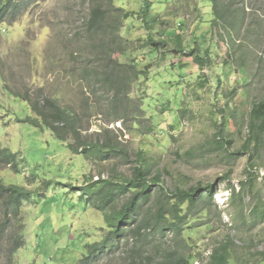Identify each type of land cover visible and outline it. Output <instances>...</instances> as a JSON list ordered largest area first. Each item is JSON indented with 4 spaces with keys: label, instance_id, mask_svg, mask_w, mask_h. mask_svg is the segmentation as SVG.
I'll return each instance as SVG.
<instances>
[{
    "label": "rangeland",
    "instance_id": "1",
    "mask_svg": "<svg viewBox=\"0 0 264 264\" xmlns=\"http://www.w3.org/2000/svg\"><path fill=\"white\" fill-rule=\"evenodd\" d=\"M12 2L0 18V142L18 154L19 167L0 161V182L36 194L17 218L6 215L0 195V264H77L107 233L88 184L98 192L103 181L124 183L142 162L148 180L160 175V182L95 264L156 263L178 248L191 264H208L225 245L228 264H264V134L257 142L252 133V110L264 100V0H219L242 23L232 34L222 23L214 27L213 0H114L123 12L98 29L92 10L111 8L109 0ZM114 16L113 42L104 30ZM107 45L121 49L116 64ZM112 69L129 80L117 98L105 79ZM49 98L76 114L81 142L109 141L115 150L87 160L69 148L70 133L61 141L40 121H27L38 118L29 104ZM197 187V204L184 205L190 216L182 239L169 223L147 226L179 190ZM131 194L117 189L107 209ZM19 235L25 246L11 256Z\"/></svg>",
    "mask_w": 264,
    "mask_h": 264
},
{
    "label": "trees",
    "instance_id": "2",
    "mask_svg": "<svg viewBox=\"0 0 264 264\" xmlns=\"http://www.w3.org/2000/svg\"><path fill=\"white\" fill-rule=\"evenodd\" d=\"M13 0H0V18L3 16L5 11L12 6ZM114 0H109L111 8H103L97 6L92 10L93 19L90 25H93L95 29L102 28L106 24L107 16L112 14V12H123L122 9L116 8L113 4ZM213 25L214 27L219 26L220 23L223 24L225 29H230V34L234 30L241 29L242 23H238V17H233L231 14L227 15V11L224 8L225 6H220L219 0H213ZM149 6L146 7L144 11V16L148 15ZM114 9V10H113ZM245 10V8L243 7ZM231 12V11H230ZM234 15H237V12H234ZM112 16V15H111ZM228 16V17H227ZM113 22L109 30H104L108 35H113V42L117 41L119 31V20L118 17L114 16ZM123 19H128V14L122 15ZM93 28V29H94ZM252 28V32H258L257 28ZM237 31V30H236ZM159 44H154V47L157 48ZM106 53L108 55L109 61L113 64L117 63V60L114 59V55L117 53H122L121 49L111 50L106 46ZM108 49V50H107ZM230 53V52H229ZM232 58L233 55L229 54ZM196 63L199 65L205 64V58L196 56L194 58ZM228 67V66H227ZM244 72L247 71L246 68H241ZM121 74H118V71L112 69L109 74H106V82L111 85L113 90H115V98L121 93V88L127 84L128 79H125ZM128 87V85H127ZM29 103L28 100H26ZM29 106L36 112L37 117L39 118H28L27 121H30L31 124L37 125L42 123L43 127L50 129L55 136L61 140L66 141L67 133H70L75 143L69 144L71 151L83 155L87 160L89 158L102 159L105 160L109 153L113 152L115 149L112 142L107 141L106 145L98 144H85L80 141L77 123L75 121L76 114L71 110L70 107L61 106L54 99H46L44 104H29ZM253 120H252V133L255 137V141L260 142L264 134V100L259 104L255 105L252 110ZM40 121V122H39ZM61 125H63L61 128ZM82 148V152H79V148ZM139 160H142L143 156L140 155ZM0 161L4 165L10 166L12 169L17 170L19 167L18 163V154L12 152L9 148L3 147L0 142ZM141 162V161H140ZM135 175L131 179H126L124 183L114 184L110 181H103L104 188H100L98 192H93L94 184L90 183L87 186V189L96 196V202L94 207L99 211L104 213V221L107 227V233L103 236V239L100 242H95L87 246L86 254L78 261L77 264H95L97 258L107 249L110 245H114L116 241L123 235L128 226H131L134 223L135 217L137 216L138 210L142 204V199H146L151 191V187L156 182H160V175L154 177L153 181L148 180V169L146 168V163L142 162L135 170ZM107 188H106V187ZM117 189L121 192H131V197L123 206L121 207H112L108 210V206L111 201L114 199ZM201 189V188H200ZM206 192L208 196L213 198L212 187L207 186ZM36 192L20 185H5L0 182V195L4 199V206L6 207V215L11 213L14 218H17L21 212V208L24 203H30L34 200ZM199 194V188H193L191 190H179L177 192V201L169 208L166 205L160 206L155 213V220L152 221L153 225L148 224L149 227L159 226L162 223L171 224V228L174 229L176 237L182 239L184 227L188 224V219L190 213L184 214V205L188 203V210L190 211L197 204V196ZM90 195V194H89ZM142 227H138L135 230V235H140ZM134 231V230H133ZM25 246V240L22 235L16 237L13 241L12 247L8 250L11 256H14L19 249ZM228 246L225 245L217 250H215L210 257L208 264H228L229 260ZM192 256H185L181 253V249L178 248L173 250L167 258L163 259L160 262H152L148 259L144 264H191Z\"/></svg>",
    "mask_w": 264,
    "mask_h": 264
}]
</instances>
